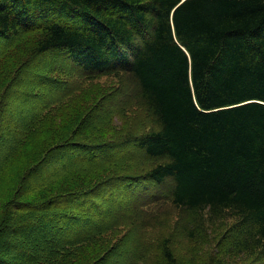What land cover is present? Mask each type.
<instances>
[{
  "label": "trees",
  "instance_id": "obj_1",
  "mask_svg": "<svg viewBox=\"0 0 264 264\" xmlns=\"http://www.w3.org/2000/svg\"><path fill=\"white\" fill-rule=\"evenodd\" d=\"M29 31L39 35L34 69L58 76L39 97L27 96L34 108L16 111L20 127H0V264H90L91 247L123 224L129 239L92 264H114L115 253H123L117 264H201L175 257L167 237L145 240L167 208L194 246L231 221L214 244L217 256L264 264V0H0V39ZM103 77L118 82L103 99L126 87L150 126L106 145L58 141L38 163L12 168L47 120L35 125ZM95 117L131 119L122 108L102 107ZM70 145L94 147L96 156L73 161L93 171L150 167L77 188L81 172L69 176L77 169L69 164L24 190L50 153ZM136 185L154 189L143 195Z\"/></svg>",
  "mask_w": 264,
  "mask_h": 264
},
{
  "label": "rangeland",
  "instance_id": "obj_2",
  "mask_svg": "<svg viewBox=\"0 0 264 264\" xmlns=\"http://www.w3.org/2000/svg\"><path fill=\"white\" fill-rule=\"evenodd\" d=\"M38 39L39 35L35 31L0 39V127L3 130L11 127L13 129L20 127L19 123L14 119L16 111L24 106L30 107L31 105H28L27 102L28 97L35 95L39 97L42 94V87L45 89L47 84H51L47 78L50 79L54 78L55 75L58 76V69H55V75L48 73L47 70L46 72L38 73L34 69V63L36 61L34 49ZM117 83L116 80H111L107 77L96 79L91 84L87 83L85 88L82 86V82L78 83L80 88H84L82 90L84 92L83 95L69 105V107L54 113V115L48 116V118L41 120V122L35 125L37 127L41 123L44 124V121L47 120L42 130L30 139L27 151L21 155L19 160L17 159L12 163V168L18 169L21 165L22 167H27L31 164L38 163L40 161V155L46 153L48 148L58 141L59 143L61 141L65 143L66 141H74L76 138H80V141L85 144L89 143L94 145L104 143L106 145V142L119 140L123 135H131L145 131L150 126L147 123L145 113L141 108H137L127 100L128 91L126 87L124 92L114 98L110 100L103 99L110 90V86H115ZM102 107L104 110L122 108L126 116L131 119L120 118L118 121L113 120V123H104V119L92 120L96 119L95 114L99 115ZM31 108L34 107L31 106ZM18 115L19 113H17ZM72 118H74V121ZM91 148L94 147L78 149L70 145L50 153L47 159H45V162L41 163L38 170L33 174L35 176L33 180L28 179L24 190H27L31 184L34 185V179H37L42 174L56 170L64 171L69 164L77 169L66 174L74 177L77 172H81V176L71 183L72 187L77 188H90L106 179L141 172V170L150 167L149 163L140 162L129 163L128 165H108L93 171L84 166L79 167L73 164V161L77 157H82L81 155L90 154L92 157L96 156L93 155L94 153ZM108 149L106 146L105 150L107 151ZM94 152H97V150L94 149ZM85 170L88 172L84 173ZM12 184L14 187L15 184ZM35 187L36 185H34ZM134 188L143 195L154 189L150 186L146 191H142L139 185L134 186ZM120 202L123 206H126L130 203V199L124 198ZM157 210L161 209L158 208ZM161 211L166 214L160 216L162 219L158 222V226H154L152 230H148L145 233V240L154 243L157 238L167 237L171 241V247L175 257L195 258L201 264H207L208 261L217 256L214 244L231 221L225 220L209 228L210 237L208 242L199 243L194 246L187 240L185 234L179 230L180 217L176 212L174 210L171 211L169 208ZM155 214L157 215V211ZM96 216L97 220L95 221L97 223L101 222L99 218L102 215L101 217L98 214ZM85 229L88 230V227L85 226ZM130 229V225L123 224L115 232L114 236L109 238L110 240L105 245L98 248L96 246L91 247L93 253L89 257L90 264L102 254L107 253L110 245H116L123 241L124 238L129 239ZM121 246L124 247L123 245ZM117 248H120V246L118 245ZM122 254L120 253L118 255V253H115L110 257V260H114V264H117L121 262ZM216 258L214 262L217 264H249L248 262L250 261V259L245 258H230L227 261H225V257L217 256ZM221 258L224 260H221Z\"/></svg>",
  "mask_w": 264,
  "mask_h": 264
}]
</instances>
